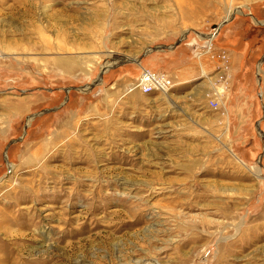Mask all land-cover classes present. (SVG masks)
Returning a JSON list of instances; mask_svg holds the SVG:
<instances>
[{"label":"rangeland","instance_id":"rangeland-1","mask_svg":"<svg viewBox=\"0 0 264 264\" xmlns=\"http://www.w3.org/2000/svg\"><path fill=\"white\" fill-rule=\"evenodd\" d=\"M0 264H264V0H0Z\"/></svg>","mask_w":264,"mask_h":264},{"label":"built area","instance_id":"built-area-1","mask_svg":"<svg viewBox=\"0 0 264 264\" xmlns=\"http://www.w3.org/2000/svg\"><path fill=\"white\" fill-rule=\"evenodd\" d=\"M221 25L215 26L212 32H202L204 37L207 38V46L210 48V44L213 38L218 35ZM200 32V31H199ZM200 52L198 55H201ZM140 73L137 75L130 85L124 90V93L131 92L135 89H139L144 93L160 92L167 93L175 85V81L172 76L166 71L153 70L147 66L140 64Z\"/></svg>","mask_w":264,"mask_h":264},{"label":"crops","instance_id":"crops-1","mask_svg":"<svg viewBox=\"0 0 264 264\" xmlns=\"http://www.w3.org/2000/svg\"><path fill=\"white\" fill-rule=\"evenodd\" d=\"M80 70H82V72H83V69L78 68V67L71 68V69L69 68L68 70H65L64 67L58 65V67H57V69H56V71H57V72H56V79H59L60 81H61L62 78L64 79V81L67 80V79H72L74 76L77 75L76 72H78V71H80ZM108 70H110V69H109V68H106V69H105V71H104V73H103V76H104V74L107 73ZM50 77H51V75H49V74L44 75V73H42V78L49 79ZM76 77H77V76H76ZM99 78H100V80L103 79V78H101V77H99ZM59 80H58V81H59ZM47 87H48V86L40 85L39 88L42 89V90H45ZM55 88H59V87H58V86H54L53 89H55ZM46 90H47V89H46ZM56 91H57V89H56V90H53V92L57 93ZM70 92H71V91H70ZM70 95H71V93H70ZM58 107H59V106H53L51 109H50V108L47 109V111H48V110H49V111L58 110V109H59ZM31 112H32V111H31ZM32 116H33V115H30L29 117L32 118ZM29 117H27V120H28ZM34 118H36V117L34 116ZM32 123H33V122H32ZM27 131H28V129H27Z\"/></svg>","mask_w":264,"mask_h":264},{"label":"bare ground","instance_id":"bare-ground-1","mask_svg":"<svg viewBox=\"0 0 264 264\" xmlns=\"http://www.w3.org/2000/svg\"><path fill=\"white\" fill-rule=\"evenodd\" d=\"M232 13H233V10H231V11H228V15H229V14L231 15Z\"/></svg>","mask_w":264,"mask_h":264}]
</instances>
